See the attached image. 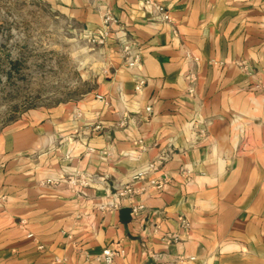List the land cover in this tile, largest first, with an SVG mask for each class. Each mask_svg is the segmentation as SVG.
<instances>
[{"label": "crops", "instance_id": "1", "mask_svg": "<svg viewBox=\"0 0 264 264\" xmlns=\"http://www.w3.org/2000/svg\"><path fill=\"white\" fill-rule=\"evenodd\" d=\"M37 1L87 33L118 23L94 90L0 132V264H105L118 244L114 264H264V0H154L172 23L144 0ZM138 172L168 181L101 211Z\"/></svg>", "mask_w": 264, "mask_h": 264}, {"label": "rangeland", "instance_id": "2", "mask_svg": "<svg viewBox=\"0 0 264 264\" xmlns=\"http://www.w3.org/2000/svg\"><path fill=\"white\" fill-rule=\"evenodd\" d=\"M103 47L43 2L0 0V132L94 90Z\"/></svg>", "mask_w": 264, "mask_h": 264}, {"label": "built area", "instance_id": "3", "mask_svg": "<svg viewBox=\"0 0 264 264\" xmlns=\"http://www.w3.org/2000/svg\"><path fill=\"white\" fill-rule=\"evenodd\" d=\"M144 4L148 9L149 15L154 20L162 21L165 23H172V18L170 16L169 11L161 4L157 3L154 0H144ZM117 19L113 16L110 11H107L103 18V24L106 27L101 34H93L89 33L91 41L96 45L107 44V40L109 37V27L111 25L117 24ZM135 47H137V42H124L122 43L121 49L124 58L127 60L129 67H137L141 64V55L139 52L135 51ZM146 84L145 81H139L137 85V91H140L143 86ZM101 99V97H99ZM150 110V109H149ZM159 169L158 165L152 164L150 165L151 171H157ZM146 173L138 172L133 175L131 181L119 188L115 194L114 200L106 205H101L100 210L103 212L107 211H117L120 209V203L123 200H132L133 198L145 194L150 188H156L157 190H162L167 181L168 177L164 176L161 179H151L149 181H145ZM69 183L73 185H78L80 187L86 188L89 186V182L87 178L82 174H77L75 176L68 178ZM143 209L142 205L135 206L132 208V213L136 214L140 210ZM126 254L125 249L119 244L116 247H107L104 249L103 253L100 257L97 258L98 261H101L105 264H114L115 259L118 257H124Z\"/></svg>", "mask_w": 264, "mask_h": 264}, {"label": "water", "instance_id": "4", "mask_svg": "<svg viewBox=\"0 0 264 264\" xmlns=\"http://www.w3.org/2000/svg\"><path fill=\"white\" fill-rule=\"evenodd\" d=\"M130 212L131 210H128V209L122 211V214L126 220L129 219Z\"/></svg>", "mask_w": 264, "mask_h": 264}]
</instances>
